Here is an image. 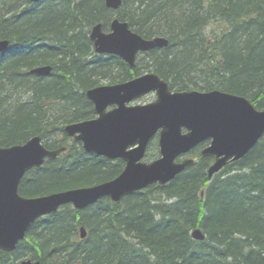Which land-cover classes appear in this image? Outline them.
<instances>
[{"label":"trees","instance_id":"obj_1","mask_svg":"<svg viewBox=\"0 0 264 264\" xmlns=\"http://www.w3.org/2000/svg\"><path fill=\"white\" fill-rule=\"evenodd\" d=\"M123 1L116 15L133 31L150 38L162 35L157 31L161 29L173 37L171 49L150 53L152 72L169 81L173 90L195 85V72L205 74L198 68L197 55L205 40L200 43L195 39L202 25L192 32L199 22L196 10L185 11L182 16L172 11L190 0ZM205 1L208 6L203 13L207 15L212 10L210 0ZM219 8L222 14L232 13L226 0L219 2ZM253 9L264 17V0H250L248 4L244 0L232 8L236 12ZM113 17L104 0H44L32 5L28 0H0V41L8 40L11 45L0 61V147L21 145L36 136L48 148L65 146L64 126L94 115L85 97L88 89L103 85L104 80L116 84L136 76L119 58L93 53L90 27L98 22L108 25ZM238 25L245 29L230 34L232 43L216 46L222 63L214 64L211 73L225 88L264 93V19L251 14L249 19L241 17ZM177 31H182L183 37L176 38L173 33ZM212 34L216 44L219 35ZM173 48L179 53H172ZM145 58L139 62L144 69ZM45 65L53 67L48 77L29 74L31 69ZM108 72L114 73L111 79L106 76ZM24 83L28 86L23 91ZM112 164L101 169L95 157L72 146L56 161L29 172L19 193L36 197L107 181L113 176ZM240 167L249 168L250 173L218 178L209 186L201 169L193 167L168 186L127 197L107 214H103L109 210L107 199L82 211L64 207L57 215L37 221L13 253L0 252V264L24 259L46 264L49 252L55 249L57 255H64L77 223L89 229L90 237L75 245L73 252L90 264H109L118 258H122L121 264H146L152 258L150 249L163 264H251L248 256L238 259L244 243L232 236L240 234L244 242L255 240L264 247V149L255 148L224 173ZM202 190L204 203L197 198ZM165 198L174 202L164 205ZM102 226L109 228V238L102 233L101 240L93 244L92 235ZM195 227L203 229L209 243L191 239L190 231ZM258 252L260 261L255 264H264Z\"/></svg>","mask_w":264,"mask_h":264},{"label":"water","instance_id":"obj_2","mask_svg":"<svg viewBox=\"0 0 264 264\" xmlns=\"http://www.w3.org/2000/svg\"><path fill=\"white\" fill-rule=\"evenodd\" d=\"M39 2L40 0H30ZM108 7L118 9L121 0H106ZM111 32L105 33L103 25L92 28L91 41L100 54H111L134 66L140 50L164 47L167 41L155 39L145 41L134 34L128 24L114 19ZM9 43L0 41V53L7 50ZM51 67H41L31 73L48 77ZM156 90L158 100L147 105L130 106L142 97L145 91ZM168 84L158 76L150 74L133 81L92 88L86 92L99 118L66 127L69 136L84 143L88 152L108 158H122L128 162L121 179L97 187L80 188L43 197L25 198L19 195V187L29 170L40 167L44 155L54 157L63 149L50 154L41 145V139L34 137L22 145L0 148V249L11 252L24 239L30 226L40 217L53 214L60 206L72 203L83 209L104 197L119 201L124 195L146 188L155 182H167L169 172L183 166L173 163L174 158L198 136L215 138L214 150L229 154L240 143L248 142L251 148L264 126V112L255 111L245 100L213 93L200 95L182 94L180 101L169 94ZM213 100V101H211ZM115 106L107 112V109ZM191 133L184 135L182 128ZM160 133L161 158L154 164H137L145 152L149 140ZM79 134L78 136H76ZM139 146L128 151L127 146ZM219 161L213 168H221ZM172 179V178H171ZM200 231L194 237L202 239ZM21 264H40L31 261Z\"/></svg>","mask_w":264,"mask_h":264},{"label":"bare ground","instance_id":"obj_3","mask_svg":"<svg viewBox=\"0 0 264 264\" xmlns=\"http://www.w3.org/2000/svg\"><path fill=\"white\" fill-rule=\"evenodd\" d=\"M31 5L32 4H37L39 2H42L44 0H40L39 2H31L30 0H28ZM223 0H210V3H209V7L210 9L212 10V12H209L207 15L205 14L206 13V7L208 6L206 1L205 0H196L195 2L193 0H190L188 2H185L184 5L182 4L181 7H179V5L175 6L172 11H174V15L176 12H178L179 16H182L183 12L185 11H190V10H193L198 14L199 16V22L196 23L193 28H192V32L193 31H196L198 29V27L200 25L201 28L196 32L195 34V39L196 41H199L200 43L205 40V43L203 44V47H202V50L199 51V53H197L198 57H200L199 59V67L202 71H204L205 74L203 73H198V72H195L197 73L198 75L197 76V79H196V84L193 85V86H185L182 90H177L174 88L171 89L170 88V83L169 81L165 80V79H162L161 77H159L156 73L152 72V61H153V57L152 55L150 54L152 51H155V50H158V51H161V50H165V49H171L170 47V41L173 42V37L171 35H169L170 31L167 32V31H163V30H157L160 34L164 35H159V36H153V37H150V38H147V37H144L142 36L141 34L137 33L136 31H133V29L129 26V23L127 21H124V20H121L116 14L122 9L123 5H124V1L121 0V5L118 9H114V8H111V7H108L107 4H106V0H104V5L105 7L110 10L115 17L112 18V20L110 21V23L108 25H105L104 22H98L97 24H94L90 27V31H89V38H90V33H91V30L93 27L99 25V24H102L103 25V31L105 33H109L111 32V29H110V26H111V23L114 19H118L120 22H124L126 24H128L129 26V29L136 35H138L140 38H142L143 40L145 41H153L155 39H164L167 41V45L164 46V47H155V48H152V49H149V50H140L138 51L136 57H135V61H134V66H131L126 63L122 58H120L119 56H116V55H111V54H100L98 53L95 48H94V44L93 42L91 41V38H90V41L92 43V47H93V53L95 56L97 57H102V56H106V57H117L119 58L124 64H126L128 67V69L130 71H132L133 73H135V77L131 78L130 80L128 81H125V82H122V83H116L114 85H118V84H123V83H127V82H130V81H133L134 79L136 78H143V77H146L150 74H154L156 76H158L162 81L166 82L168 84V88H169V94L171 96L174 97V99L176 101H180L181 98H182V94L184 95H190L192 93H197V94H200V95H211L213 93H219V94H223V95H228V96H231V97H235V98H239V99H243L245 100L255 111L259 112V113H262L264 112V93H251V92H248V93H239L235 90H231L229 88H225L224 86H221L217 80L218 77L214 75V73H211L212 72V68H213V65L216 64V63H222L221 60V55L220 53L218 52L216 46L218 44H220V46H222L224 43H230L231 42V37H230V34H237L241 29H245V27L243 26H239L238 25V21L241 17H245L246 19H249V16L251 14L255 15L258 19H264L263 17V13L260 12L258 9H253V10H244L243 12L242 11H234L232 10V8H234V6L236 4H239V3H242L244 0H226V5L229 6L230 8V11H232L231 14L229 15H225V14H222L220 8H219V2H221ZM250 3V0L248 1L247 0V4ZM205 11V13H203ZM177 14V13H176ZM219 16H222L221 18ZM205 19L204 21L202 19ZM247 30V29H246ZM226 31V32H225ZM225 32V33H224ZM218 36V42L215 44L214 41H213V34ZM174 36H176V38H181L183 37V33L182 31H177L176 33H173ZM193 35H190V37H192ZM223 36V37H222ZM222 38V39H221ZM2 41H7L9 43L8 45V48H10V42L8 40H2ZM220 41V42H219ZM232 43V42H231ZM179 51L180 52H183L184 49H182V46L179 45ZM179 51L177 52V50H175L173 48V51L172 53L174 54H178ZM148 54H150L148 56ZM148 56V58H147ZM5 57V51L0 53V61L2 60V58ZM143 57H146L145 58V62H146V68L144 69V67H142L143 64L139 65V62H140V59H142ZM41 67H51V69L53 70V67L51 65H45V66H39V67H35L33 69H31L29 71V74L31 75H35V76H38V77H42V76H39V75H36V74H33L31 73L33 70L35 69H38V68H41ZM51 70V72H52ZM126 73H127V70H125ZM137 73V74H136ZM108 75L106 76H110V77H113L114 76V73L113 72H108L106 73ZM109 77V78H110ZM111 79V78H110ZM108 79V80H110ZM28 84H23V91H24V88L27 87ZM142 97L137 99V100H140L142 99L143 97H148V96H152L154 95L155 96V100L151 103H154L158 100V92L156 90H151V91H145L144 93L141 94ZM26 99V98H25ZM213 101V100H211ZM214 102V101H213ZM149 103V104H151ZM93 111H94V115L92 118L90 119H86V120H83V121H79V122H73V123H69L67 125L64 126V129H63V135L65 136V139H66V144H64L65 146H62L58 149H52V148H48L46 147L43 139L39 136H36V137H39L41 139V145L44 146V149L47 153H50V154H53V153H56L58 152V150H61L63 149L62 153H59L57 155H55L54 157H51V156H48V155H44V158H43V163L41 164L40 167H34L32 168L31 170H29L27 172V174L31 171H34L36 169H40V168H43L47 162H52V161H56L60 156L61 154H64V153H67L68 150H69V147H72L74 146L75 148L77 147L78 149H80L85 155L87 156H91V157H95L96 160H97V166H100L101 169H106L105 167L109 164V163H113L111 165V172L113 173V176L109 179H107V181H98V182H95L93 183L92 185L90 186H84V187H78V188H71V189H67V190H61V191H54L52 193H48V194H45V195H39V196H36V197H43V196H48V195H52V194H59V193H63V192H66V191H70V190H74V189H80V188H89V187H97L99 185H103L107 182H112L114 180H119L123 177V174L125 173L126 171V167H127V164L128 162L124 161L122 158H115V159H112V158H108L104 155H98L96 153H92V152H88L85 150L84 148V143L81 141V140H76L75 136H69L67 133H66V127L69 126V125H73V124H78V123H81V122H86V121H93V120H96L99 118V114L96 112L95 108L93 107ZM110 110H107V112H109ZM262 132L258 138L256 139V142L255 144L248 149V145L249 143L248 142H243V143H240L239 146H237L236 148H233L232 151H230L229 154L227 153H222L220 152L219 150H214V142H215V138L213 136H209L205 139H203V137L201 136H198L196 139H194L190 144H189V149H184L179 155H177L174 160H173V163L175 165H178V166H183L182 170L176 168L175 172H173L172 170H164V172L168 171L169 174H168V177H170L167 182H155L154 184H150L149 186H147L146 188H143L141 190H136L132 193H129V194H126L124 195L119 201H114L112 199H110L109 197H104L102 199H100L99 201H97L96 203L94 204H91L83 209H77L74 207V205L72 203H69V204H66V205H63V206H60L56 212H54L53 214H49V215H45V216H42L40 217L39 219H37L31 226L30 228L39 220H42L44 218H47L49 216H53V215H57L60 211L63 210L64 207H70L71 209H73L74 211H82V210H85L91 206H94L96 205L98 202L104 200V199H107L109 202L107 203V206H108V209L109 210H104V211H107V212H104L103 214H107L108 211L110 210H116L115 208L116 207H113L115 206L116 204H119L121 203L122 201H124V199H126L127 197L129 196H132V195H135V194H138V193H143L144 190H148V189H151V188H154V187H165V186H168L169 184H171L173 181H175L178 177H180L181 175L185 174L188 170H190L191 168L193 167H199L205 177V179L207 180V186L211 185L215 180H217L218 178L221 179H225L227 176H235V175H239V174H249L250 173V170L249 168H246V167H240L238 169H236L234 172L232 173H224V170L228 171L229 169L231 168H234V166L240 162L241 160L245 159L249 154L252 153V151L257 148V147H262L264 149V126L262 128V130L260 131ZM182 133L184 135H187L189 133H191V130H189L187 127H183L182 128ZM79 134H77L76 136H78ZM159 137H160V133L158 132L157 134H155L148 142L147 144V147L145 148V152H144V155L143 157L137 161V164H144V165H151V164H154L155 161L159 160L162 156H161V152H160V145H159ZM34 138V137H33ZM32 139V138H31ZM154 145V146H152ZM139 145L138 144H135V145H132V146H127V150L130 151V150H133L135 148H137ZM10 146L8 147H0V148H9ZM153 147H155V150L157 151L155 153L154 150H151ZM155 153V154H154ZM153 158V159H152ZM221 161V168L218 170V171H211L212 168L219 162ZM172 178V179H171ZM158 194V193H157ZM20 196H22L20 193H19ZM24 197V196H23ZM25 198H31V197H25ZM198 200L201 202L204 203V198H205V190H202L200 192V194L198 193ZM170 199H167L165 198L164 200V205H167V204H171L174 202V200H170ZM264 207V205H262ZM106 208V207H105ZM70 209V210H71ZM263 211L261 212V215L263 217V221H264V208L262 209ZM74 227L76 228V231L73 233V235L71 234L70 237H68V246H67V251L64 255H57V249H55L54 251L52 252H49L48 254V257H49V260H47L46 264H90L89 262H86L85 261V258L83 257H79L77 255H75V253L73 252V250L75 249L74 246L77 245L78 243H81V242H85L88 240V238L90 237V233H89V229L82 223H77L76 225H74ZM30 228L28 229V231L26 232L25 234V237L23 240H21L18 245L16 246L15 250L17 249V247L19 246V244L21 242H23L25 239H26V236L30 230ZM107 229L106 226H102V229L99 231L97 230L96 231V235H92V237H94L92 240H93V244H96L99 240H101V237H103L102 233H105L106 232V239L109 238V233H108V230L109 228ZM103 230H106L104 232H101ZM199 230L201 233L200 235L203 237L202 239H199V238H196L194 237V232ZM101 232V233H100ZM99 233V234H98ZM190 236H191V239L195 242H205V243H209V236L203 231V229L201 227H195L194 229H192L190 231ZM232 238L236 241H241L244 243V245L242 246L241 250H240V253H237L238 255V259H245L247 256L249 257V262L251 264H255L257 262H259L260 260H258V254L260 251L261 252V257L264 258V247L263 246H260L258 245L257 243H255L254 241H252L251 243H246L244 242V236L240 235V234H237L235 233ZM91 240V238H90ZM251 241V240H250ZM254 245H253V244ZM215 246V249H219L221 250L220 247H216V244H212ZM15 250L11 251V252H6L2 249H0V252L2 253H13ZM137 250H140V248H137ZM150 252H151V255H152V258L148 261V263L146 264H163L162 262H158V260L156 259L157 256H155L153 253H152V250L150 249ZM149 252V253H150ZM212 252L214 253V251L212 250ZM77 256V257H76ZM240 256V257H239ZM216 259V258H215ZM122 258H118V259H115L113 262L109 263V264H121V261ZM217 260V259H216ZM26 261H31V262H38L40 264H42L40 261H35V260H31V259H24V260H16L15 263L13 264H21L22 262H26ZM139 264H144V262L142 263H139Z\"/></svg>","mask_w":264,"mask_h":264},{"label":"rangeland","instance_id":"obj_4","mask_svg":"<svg viewBox=\"0 0 264 264\" xmlns=\"http://www.w3.org/2000/svg\"><path fill=\"white\" fill-rule=\"evenodd\" d=\"M103 84H106L105 80L103 81ZM154 100H155V96L152 95V96H148V97H145V98L143 97L142 99L133 102V104H134V105H136V104L145 105V104H149V103L153 102ZM152 146H154V145H152ZM151 150H154L155 153L157 152V151L155 150V147H153ZM155 153H154V154H155ZM156 154H157V153H156ZM152 159H153V158H152Z\"/></svg>","mask_w":264,"mask_h":264}]
</instances>
